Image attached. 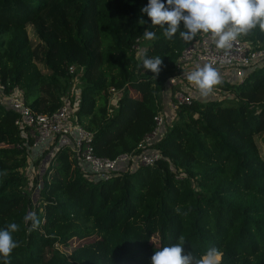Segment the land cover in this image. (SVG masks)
<instances>
[{
	"label": "trees",
	"instance_id": "obj_1",
	"mask_svg": "<svg viewBox=\"0 0 264 264\" xmlns=\"http://www.w3.org/2000/svg\"><path fill=\"white\" fill-rule=\"evenodd\" d=\"M148 2L0 0L2 83L18 85L32 110L51 112L64 96L73 105L71 80L78 76L74 120L92 133L96 156L157 153L151 163L117 161L108 178L99 177L56 138L46 148L31 147L16 112L0 101V229L19 226L10 264H151L156 250L180 237L184 253L197 258L215 247L219 264H264V63L238 82L220 78V99L192 96L177 104L171 124L139 147L156 126L162 90L181 53L207 35L190 42L179 33L165 38L142 12ZM28 23L38 38L34 45ZM146 29L156 38L145 40ZM238 37L264 47L258 25ZM144 49L162 58L158 75L142 66ZM37 61L50 72L42 73ZM176 88L171 85L172 96ZM40 149L52 152L30 185L41 183L33 202L24 169L29 153ZM30 210L40 221L31 232L32 222H24Z\"/></svg>",
	"mask_w": 264,
	"mask_h": 264
},
{
	"label": "clouds",
	"instance_id": "obj_2",
	"mask_svg": "<svg viewBox=\"0 0 264 264\" xmlns=\"http://www.w3.org/2000/svg\"><path fill=\"white\" fill-rule=\"evenodd\" d=\"M142 12L151 19L152 25L163 29V35L169 40L179 33L182 40L190 42L203 32L210 34L220 49H230L238 36L248 35L257 25L264 31V0H149ZM181 21L184 30L180 28ZM155 38L154 31H144L145 40ZM138 58H142V66L152 73L158 75L161 71L163 61L160 56L148 57L147 49H144ZM186 76L189 82L198 87L202 97L209 96L213 87L221 83L218 70L212 63H205L187 72ZM28 221L32 222L29 232L40 223L35 212H29L24 217V222ZM18 230L16 223L0 229V257H3L4 264H10L12 251L19 247V242L12 235ZM184 244V238L180 237L179 243L156 250L151 264H219L220 253L215 247L197 258L191 252L184 253Z\"/></svg>",
	"mask_w": 264,
	"mask_h": 264
},
{
	"label": "built area",
	"instance_id": "obj_3",
	"mask_svg": "<svg viewBox=\"0 0 264 264\" xmlns=\"http://www.w3.org/2000/svg\"><path fill=\"white\" fill-rule=\"evenodd\" d=\"M134 48L137 49L138 45H134ZM199 60L212 63L217 70H231L237 80H242L246 73L264 63V47L254 48L251 43L237 37L230 49H220L212 41L210 34H207L199 46L190 44L183 50L180 61L177 62V72L169 77L168 83L172 85L179 80L183 74L181 68L183 63L190 65L189 61ZM217 90L219 89L213 87L211 94L216 93ZM0 94L5 97L6 105L16 112L15 123L22 128L25 139L31 142V147L41 148L46 141L52 142L56 138V145L68 146L77 156L78 162L80 164L85 162L90 171L99 177L108 178L117 161L136 159L137 164L151 163L157 157V153L146 152H142L136 158L131 153L121 154L114 159L96 156L93 152L92 133L74 120V111L68 97L64 98L63 104L54 111L36 112L26 105L22 89L18 85H9L0 81ZM191 99L190 94L180 89L176 90L173 93L172 107L175 109L177 104L190 103ZM155 119L156 126L144 137L139 147L145 148L158 136L162 117L158 115ZM40 184L37 182L35 187L39 189Z\"/></svg>",
	"mask_w": 264,
	"mask_h": 264
},
{
	"label": "crops",
	"instance_id": "obj_4",
	"mask_svg": "<svg viewBox=\"0 0 264 264\" xmlns=\"http://www.w3.org/2000/svg\"><path fill=\"white\" fill-rule=\"evenodd\" d=\"M201 65V64H200ZM197 69V66L195 64H190L189 66H187L185 68L184 72V76L182 79L178 80L177 83V88L173 89L174 92L176 90H183L185 93L190 94L191 96L198 98L200 100H206V99H210L211 96H218L219 97H223V95H220L221 92H219V90L216 91V93H213V95H211V93L209 94V96L207 97H202L199 95V89L198 87L189 82L187 80V76L186 73L190 72V71H194ZM219 76L222 79H225L227 81H233V82H238L237 78L234 76V73L231 70H227V71H223V70H218ZM249 73V72H248ZM214 88H221L219 85H215ZM172 93V89H171V84H166V86L164 87V89L162 90V98H161V110L159 115L162 117V123H161V127L164 129H166L167 126H169L172 122V120L175 118V109L172 107V102L173 100V96L171 95ZM78 95H75V99H74V103L72 105L73 111L77 108V103H78ZM117 98V91H113L110 97V106L111 104H115V100ZM220 99V98H219ZM0 101L1 102H5V97L3 95L0 94ZM51 143L50 140L45 142V147H48V145ZM42 150V149H40ZM39 150V151H40ZM38 150H32V152H39ZM155 153V152H154ZM83 167H87V164L84 162ZM134 166V164L132 166H127L126 168L128 169H132V167ZM125 168V169H126ZM134 168V167H133Z\"/></svg>",
	"mask_w": 264,
	"mask_h": 264
},
{
	"label": "rangeland",
	"instance_id": "obj_5",
	"mask_svg": "<svg viewBox=\"0 0 264 264\" xmlns=\"http://www.w3.org/2000/svg\"><path fill=\"white\" fill-rule=\"evenodd\" d=\"M26 29L28 32V36L30 38V41L32 43V45L36 44L38 41V38L36 36L35 30H34V26L32 23H28L26 25ZM147 43V42H146ZM37 66L40 69V71L42 73H49L50 71L45 67V63L43 61H37ZM78 84H79V80H78V76L72 78L71 80V90L72 93L74 95H77L79 93V88H78ZM66 98V96L63 97V99ZM260 145V142H259ZM264 147L261 146V152L263 153ZM45 149H43L40 152H31L29 153L28 156V163L24 169L25 174L28 177V185L26 186L25 190L30 192V197L32 199L33 202H36L38 199V191L39 189L36 187H32L30 190V185H32V183H35V180L33 179L35 176H41L42 172L45 169L46 163L49 160V157H51V150H46L44 152ZM43 154V155H42ZM42 155V156H41ZM41 157V158H39ZM69 173H72V170H70L69 168ZM30 181V184H29ZM29 212H33L32 210H30ZM60 250L64 251H69L70 248L69 247H61L58 246Z\"/></svg>",
	"mask_w": 264,
	"mask_h": 264
}]
</instances>
